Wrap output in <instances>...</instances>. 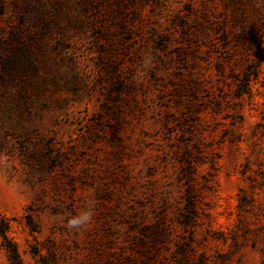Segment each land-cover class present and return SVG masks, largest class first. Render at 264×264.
<instances>
[{"label": "rangeland", "instance_id": "rangeland-1", "mask_svg": "<svg viewBox=\"0 0 264 264\" xmlns=\"http://www.w3.org/2000/svg\"><path fill=\"white\" fill-rule=\"evenodd\" d=\"M0 216L22 264H264V0H0Z\"/></svg>", "mask_w": 264, "mask_h": 264}, {"label": "trees", "instance_id": "trees-1", "mask_svg": "<svg viewBox=\"0 0 264 264\" xmlns=\"http://www.w3.org/2000/svg\"><path fill=\"white\" fill-rule=\"evenodd\" d=\"M18 42H20L19 39ZM11 47L12 45L8 43V41H3L1 43V48H3L5 56V62L2 66V80L6 83L13 80L14 77H19L21 71L19 59L13 56ZM8 230V222L0 216V245L5 249L10 264H22L16 247L8 239Z\"/></svg>", "mask_w": 264, "mask_h": 264}, {"label": "clouds", "instance_id": "clouds-1", "mask_svg": "<svg viewBox=\"0 0 264 264\" xmlns=\"http://www.w3.org/2000/svg\"><path fill=\"white\" fill-rule=\"evenodd\" d=\"M90 220V214L85 213L81 216L75 217L69 221L70 227H79L83 224H86Z\"/></svg>", "mask_w": 264, "mask_h": 264}]
</instances>
